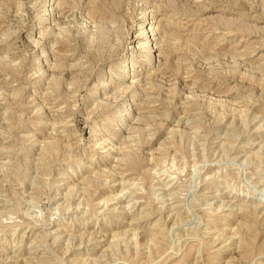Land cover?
<instances>
[{
	"label": "rangeland",
	"instance_id": "1",
	"mask_svg": "<svg viewBox=\"0 0 264 264\" xmlns=\"http://www.w3.org/2000/svg\"><path fill=\"white\" fill-rule=\"evenodd\" d=\"M264 264V0H0V264Z\"/></svg>",
	"mask_w": 264,
	"mask_h": 264
},
{
	"label": "bare ground",
	"instance_id": "2",
	"mask_svg": "<svg viewBox=\"0 0 264 264\" xmlns=\"http://www.w3.org/2000/svg\"><path fill=\"white\" fill-rule=\"evenodd\" d=\"M40 264V263H39Z\"/></svg>",
	"mask_w": 264,
	"mask_h": 264
}]
</instances>
